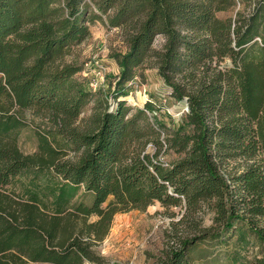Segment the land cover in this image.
Masks as SVG:
<instances>
[{"label": "trees", "instance_id": "obj_1", "mask_svg": "<svg viewBox=\"0 0 264 264\" xmlns=\"http://www.w3.org/2000/svg\"><path fill=\"white\" fill-rule=\"evenodd\" d=\"M245 2L222 18L240 1L0 0V264L99 261L115 216L156 202L189 229L159 264H264V0ZM96 20L127 43L111 97L68 60ZM148 58L189 106L171 126L128 104ZM27 110L55 124L36 154L19 146Z\"/></svg>", "mask_w": 264, "mask_h": 264}, {"label": "rangeland", "instance_id": "obj_2", "mask_svg": "<svg viewBox=\"0 0 264 264\" xmlns=\"http://www.w3.org/2000/svg\"><path fill=\"white\" fill-rule=\"evenodd\" d=\"M240 4L231 11L221 12L220 17L233 16L236 10H246V0H239ZM250 4H248L249 6ZM250 9H248L249 11ZM91 35L82 44L74 48V54L68 60L77 56L78 60L86 62V70H89L90 81L100 80L101 88L107 89L111 95L109 86L114 82L118 71V64L113 56L127 50V43L120 28L110 27L106 21L96 20L90 24ZM163 37H157L154 47L162 48ZM2 75L0 74V79ZM168 86L161 79L154 59L148 58L138 69L136 83L130 87L128 104L132 107H144L149 101L157 108L156 114L164 119L170 126L172 120L179 122L181 117L174 115L178 107L174 98L166 96ZM168 91V90H167ZM111 97V96H110ZM114 101L113 99L111 102ZM93 103L89 104L82 117L91 115ZM150 116H153L149 112ZM171 115L173 117H171ZM28 126L19 134V146L25 154H36L40 151V140L37 132H45L55 128L49 117L34 114L27 110L24 113ZM69 154L65 159L72 158ZM166 160L174 158L165 156ZM10 189L19 194L25 191V187L31 180V174H24ZM182 205L166 207L160 202L150 205L146 210H133L119 213L115 216L110 234L105 240L97 243L93 249L100 258L99 261L86 262V264H159L167 259L170 249L177 246L180 237L188 234L186 222L182 223L184 215ZM97 217H92L91 221ZM181 221V222H180ZM182 223V224H181ZM205 224H210L207 216Z\"/></svg>", "mask_w": 264, "mask_h": 264}, {"label": "built area", "instance_id": "obj_3", "mask_svg": "<svg viewBox=\"0 0 264 264\" xmlns=\"http://www.w3.org/2000/svg\"><path fill=\"white\" fill-rule=\"evenodd\" d=\"M82 74L84 76H87V77H89V75H90L89 70L87 71L86 68L83 70ZM101 85H100V80H98L97 78L93 79L91 81V86L93 89H98L101 87ZM177 105H178V107L174 110L173 113H174V115H177L178 117L182 118L184 115H186L189 112V106L188 105H179V104H177Z\"/></svg>", "mask_w": 264, "mask_h": 264}, {"label": "crops", "instance_id": "obj_4", "mask_svg": "<svg viewBox=\"0 0 264 264\" xmlns=\"http://www.w3.org/2000/svg\"><path fill=\"white\" fill-rule=\"evenodd\" d=\"M119 73V66H118V71H117V73H116V75Z\"/></svg>", "mask_w": 264, "mask_h": 264}]
</instances>
